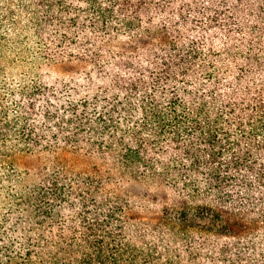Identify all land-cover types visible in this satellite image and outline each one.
Returning a JSON list of instances; mask_svg holds the SVG:
<instances>
[{"label": "trees", "instance_id": "trees-1", "mask_svg": "<svg viewBox=\"0 0 264 264\" xmlns=\"http://www.w3.org/2000/svg\"><path fill=\"white\" fill-rule=\"evenodd\" d=\"M0 264H264V0H0Z\"/></svg>", "mask_w": 264, "mask_h": 264}]
</instances>
